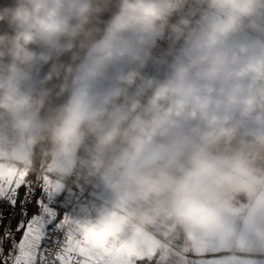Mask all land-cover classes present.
<instances>
[{"label":"rangeland","instance_id":"1","mask_svg":"<svg viewBox=\"0 0 264 264\" xmlns=\"http://www.w3.org/2000/svg\"><path fill=\"white\" fill-rule=\"evenodd\" d=\"M80 2L81 0H64L62 15L65 17L69 8L75 9L76 13H78L77 8ZM206 11V23L203 24L196 37L194 36L189 40L186 47L188 55L181 57L184 64L175 66L174 75L168 84L172 88L180 89V91H169L156 105L151 102L152 115L148 122L149 130L136 138L130 148L120 152L114 165L103 176L98 188L97 194L112 203L117 202L122 196L132 197L127 203L129 210L132 208V210L137 212L155 217L153 223L145 226L143 233L137 234L129 227L121 235V238L116 241L128 246L130 240L135 241L132 250H129V247L126 249L134 258L133 262L142 256L149 257L153 253L151 250L155 249V242H157L160 245V249H162L159 251L161 263L157 264H198L199 260L186 255L184 251H176L175 234L161 237L164 239L163 242L157 241L152 236L150 229L156 231L153 224L162 217L161 209L163 203H170L172 199V196L163 193L162 187L164 185L159 174H165V163L167 161L170 162V160L174 161L173 155L181 153L180 140L186 139L185 134L181 133V131L191 130L188 134V138L191 140L199 138V134H204L208 138L210 127H206L209 125V121H212V117H216L215 126L219 123L223 124L226 121L228 122V120L236 119L239 116L238 111L241 108V104L247 102V100L252 101V95L257 92L256 86L261 87V79L264 78V72H256L249 67L261 62L260 45L263 30H261V33L244 31L236 26L227 35L220 37L215 44L209 45L206 42L207 34L211 30V25L219 17V13L218 15L216 13L212 15L208 9ZM72 15H69V20L66 18L69 30L73 26L70 23ZM85 22V18H83L76 26ZM19 28L21 30L20 25ZM80 28L81 26L76 31L71 29L65 36L66 41L63 45H61L63 40L59 39L60 36H56L53 39V44L41 39L42 49L39 50V46L36 45V50H34V44L37 43V38H35L33 42L26 45V48L33 53L32 63L23 59H14L11 63L0 60V83L5 84V87L2 88V94L7 90L6 76L17 78L16 83L20 82L19 78L22 77V92L18 90L17 84L14 88L18 96L27 97L29 100V104L16 113L0 108V140H9L8 155L4 154L3 160L0 161V171L7 173L12 170L18 178V174H22L23 170L15 172L17 163L14 164L10 159L19 158L23 154L22 160L26 158V154L29 152L42 124V119L49 111L47 110L40 116V102L37 104L32 103L31 95L34 92L36 83L38 84L36 87L38 90H41V86L44 87L47 83H50L49 77H52L53 73L56 74L58 72L56 55H61L63 51H68L72 48V45H70L71 38L73 37L74 41H76V34ZM155 31H158L160 37L163 36L162 30ZM81 37L79 42H77L78 45L82 43ZM54 48L57 49L56 53L52 52ZM51 52L53 56L51 55L50 57L52 58H50L47 65L42 60V69L37 74L36 71L38 70H34L33 65L39 64L42 55ZM228 59L233 61L228 62ZM7 64H11L10 69H7ZM13 64H15V71H13ZM71 64L73 63H71L69 58L64 67L65 72L60 77L61 82L59 74L55 76V88H60L61 95L56 107L59 112L55 113L51 109L50 120H54L59 115L61 108L69 107L67 109L69 110L76 106L77 103L80 106L82 103L84 107L96 109L106 99L99 98L98 94H93L87 90L83 86L79 69L76 70V64L73 69ZM20 67L23 68L21 70L23 72H19L18 75L17 70ZM177 101L184 102L182 111H176ZM253 103L255 102L251 104ZM59 106L60 108H58ZM169 108L172 109L171 113L168 112ZM252 111L253 108L246 109L243 118L250 116ZM190 114L195 116L191 120L188 118ZM178 116L180 118L177 121ZM161 118H163L161 123H154V121ZM21 120L27 121L29 126L27 128L20 127L19 122ZM60 120L58 121L57 119L58 122ZM200 120L203 123H199ZM242 121L243 125H247L250 130L252 129L248 121ZM197 124L198 126L195 128ZM255 126L260 133H262V129L264 131V121H258ZM153 128H155L154 132L152 131ZM218 133L216 132L215 134ZM138 140H143V143L140 145L139 151H136L134 145ZM218 140H221V138H218ZM13 166H15V171ZM151 176L156 177V180H152ZM5 179H8L7 175H5ZM141 181L144 183L142 184ZM47 184L53 190L58 189L59 194L61 193V182L53 181ZM149 187H153L155 190L149 192L146 196L142 195V193L147 192ZM132 199L135 200L133 201ZM133 207H136V209ZM29 211V215H31L32 211H35L34 206Z\"/></svg>","mask_w":264,"mask_h":264},{"label":"crops","instance_id":"2","mask_svg":"<svg viewBox=\"0 0 264 264\" xmlns=\"http://www.w3.org/2000/svg\"><path fill=\"white\" fill-rule=\"evenodd\" d=\"M87 2L91 7L89 13L86 14V18L91 13L96 12L99 9H96L97 5L94 4V1L93 3H90L89 0H87ZM110 3L114 4V9L111 11L106 10L105 6H100L102 11L99 18L105 10L108 12V16L107 20L104 21L106 26L101 31L98 40L93 42L88 49L84 51L83 55L76 63H74V59L77 58L78 54L76 56L66 55L68 60L70 58L71 63H73L71 64L72 69L75 64L76 70L79 69L83 86L93 94H98L97 96L99 98H106L104 100V104L118 93L119 88L125 79L127 72L125 71L126 67L137 57L145 55L149 51L150 47L153 46L159 38H161L158 31L144 30L139 27L129 28L114 33L112 31V22L115 16L120 12L122 0H111ZM117 6H119L118 9ZM208 10L212 15L214 13L218 15V12L211 6ZM71 14L79 15L76 13L75 9L69 8L67 9L65 18L69 20ZM83 18L84 17L81 16V19ZM206 18L207 13L204 17L202 26L206 23ZM78 23H75L70 30L72 29L76 31V29L82 25L81 23L76 26ZM237 27L244 31L258 33H261V30H263L260 47L261 62H264V0H257L255 11L251 15L242 17ZM197 33L194 35L195 37ZM36 38L37 43L34 44V50H36V45L39 46V50L42 49L41 39L48 41L50 44H53L54 42V37L45 38L40 34H37ZM65 41L66 40L64 39L61 45H63ZM186 54L188 55L187 52H185L184 55ZM51 55L52 52L42 55L43 58L42 56L40 57L39 64L33 65L35 68L34 70H38L36 71L37 74L42 68V60H44L45 63V58L50 57ZM232 61L233 60L228 59V62ZM28 62L32 63V59L28 60ZM183 64L184 62L182 59L179 60V65L182 66ZM9 67H7V69H10ZM22 69L23 68L20 67L17 70L18 75L19 72H23L21 71ZM261 72H264V70ZM122 73L124 74L120 78ZM21 78L22 77L19 78L20 82L16 83L17 78H10L9 76H6V84L11 81L12 86L15 87L17 84L18 90L22 92ZM256 89V94L254 92L252 95V102L255 103L249 104V100L242 103L241 108L238 111L239 116L236 119L228 120V122L226 121L223 124L219 123L217 126H215L214 122L209 121V125L206 127H210V133L213 134L219 132L221 128L232 129L235 127L241 132L247 133L255 138L256 142L253 140H242L241 138H238V140H228L229 138L218 140L214 139L213 136L206 138L204 134H199V138H193V140H191L188 138V134L191 130L181 131V133H184L186 137L185 140H180V146L182 148L181 153L173 155L174 161L170 160V162L167 161L165 163V174H159L161 182L164 185V187H162L163 193L172 196V199L170 203H163L161 209L162 217L156 220L153 224L156 231L150 229L152 236L155 237L157 241L163 242L164 239L161 237L174 234L175 232H182L184 234L182 246L186 247V250L175 245L176 251L179 252V250H182L186 255L199 261L211 258L204 255L209 251L220 253L221 249L227 248L229 251L226 256L223 254L222 256L228 261V264H264V143H261L260 139L264 138V131L262 129V133H260L259 129L255 126V123L258 124V121H264V78L261 79V87L256 86ZM257 104L259 105L257 106ZM82 105L83 104L81 103V111L86 113L84 118L95 111V109H90ZM68 108H66L63 115L59 116L58 121L60 119L61 120L60 122L57 121L58 126L68 114ZM248 108H253V111L250 116L243 118V115ZM252 115L254 116L252 117ZM179 118L180 116L177 120H179ZM242 120L245 122L248 121L249 124H251L252 131L247 127V125H243ZM199 123L203 122L200 120ZM41 126L44 131L47 132L44 128L43 119ZM197 126L198 124L195 128H197ZM49 132L51 133V146L57 144V148L48 153L45 163L55 170L67 173L73 165L75 148L79 138L74 144L70 145L69 150L65 152L61 145L53 139V133L51 131ZM192 136H194V134H192ZM213 141L214 143H212ZM209 144L212 146H207ZM243 145L247 146L244 149L250 152V157L248 159L243 155V149L241 150V146ZM8 150L9 140H0V161L3 160L4 154L8 155ZM32 151L33 143L29 152L26 154V158L22 160L24 156L23 154L19 158L10 160L14 164L17 163V165L19 162L26 160L30 162V155ZM198 155L201 160L214 165L217 172L232 173L234 177L232 183L237 187L234 189L232 187L217 184L216 180L218 177L215 173H198V167L195 163V158ZM237 160H243L252 170V175L247 177L237 175L233 171V165ZM14 168L15 166H13V169ZM22 170L25 182L28 181L34 183L37 173L32 170ZM17 171L21 172V170H18V167L15 172ZM28 172L34 173L35 176L33 178L30 177L33 175L28 174ZM191 173L198 174L190 175ZM18 176L20 175L18 174ZM151 178L152 180H156V177L154 176H151ZM185 182L186 188L184 190V194L189 197L203 200L212 196L220 203L226 205V207L220 211V223L218 225H213L209 228H199L188 224H182L177 222L174 218L166 217L165 210L170 209L173 202L177 198L178 186ZM47 183H51V181L47 180ZM141 183L143 184L144 182L141 181ZM132 200L134 201L135 199ZM133 208L136 209V207ZM130 209L132 210V208ZM18 238L19 234H17V239ZM9 246V243L6 242L7 249ZM160 250H162L160 249V245L155 242V249L151 251L154 253L156 251L159 252ZM212 259H215V257Z\"/></svg>","mask_w":264,"mask_h":264},{"label":"clouds","instance_id":"3","mask_svg":"<svg viewBox=\"0 0 264 264\" xmlns=\"http://www.w3.org/2000/svg\"><path fill=\"white\" fill-rule=\"evenodd\" d=\"M64 0H17L14 7H6L0 19L5 15L10 16L11 20L21 26V30L15 35L9 37L7 34L0 35V45L8 42L12 45L9 52L14 59L30 60L33 56L26 45L33 42L36 34L42 37L53 38L69 31L67 19L62 15V5ZM257 0H210V6L220 13L219 17L211 25V30L207 34V43L215 44L218 39L234 30L240 19L244 16L251 15L256 9ZM181 0H122L120 12L115 16L112 22V31L114 33L125 29L139 27L144 30L155 31L163 30L169 17L180 7ZM90 4L87 0H81L77 8L80 16L86 18L90 11ZM186 23V22H185ZM4 55L0 52V56ZM15 71V64H13ZM253 71L261 72L264 70V62L249 66ZM5 84L0 83V88ZM169 91L179 92L180 89L172 88L169 85L160 86L154 94L152 104L156 105L163 99ZM252 103L251 100L248 101ZM29 104L27 97L18 96L11 81L7 85V90L0 95V108H4L16 113ZM184 108L183 101L176 102V111H182ZM171 113L172 109L169 108ZM84 118L80 104L77 103L75 108L68 110L62 123L57 126L53 133V139L61 145L62 149L67 152L69 146L78 140V128ZM163 118L154 121L161 123ZM216 117H212V122ZM20 127L27 128L29 123L21 120ZM144 133V128H140ZM155 131V128L152 129ZM116 135V130L106 133L102 137V142H110ZM214 139L227 137L231 139L233 130L221 128L218 134L208 133ZM264 143V138H260ZM34 142V141H33ZM143 140H138L134 145L136 151H139ZM198 167V173H215L217 175L216 183L221 186L236 188L232 183L234 177L232 173H219L214 165L200 159L198 155L195 158ZM233 171L241 176L247 177L252 175V170L243 160H237L233 165ZM191 173L190 175H197ZM186 182L181 183L177 188V198L170 209L165 210L167 218H174L177 222L188 224L199 228H209L220 223V211L226 205L220 203L214 197L209 196L206 199H197L184 194ZM149 187L147 192L142 193L146 196L149 192L154 191ZM130 196H122L110 207H104L97 212L92 220L81 219L73 221L71 218L64 221L65 224L74 225V231L79 234L82 240L105 243L108 241H117L127 228H132L135 233L140 234L145 230L147 224L153 223L155 217L146 213H140L127 208ZM129 250L135 245L134 240L129 242Z\"/></svg>","mask_w":264,"mask_h":264},{"label":"built area","instance_id":"4","mask_svg":"<svg viewBox=\"0 0 264 264\" xmlns=\"http://www.w3.org/2000/svg\"><path fill=\"white\" fill-rule=\"evenodd\" d=\"M209 7L210 0H181L180 7L169 17L162 30L163 36L145 55L137 57L129 65L117 97L100 104L92 114L83 118L79 126L74 162L67 173L55 170L45 163L48 153L55 150L57 144L43 148L35 166L27 160L18 163V170L35 171L36 180L47 177L51 182L62 183L59 200L67 208L68 214L59 222V227L77 240L81 238L74 231V225L65 224L64 221L69 218L73 221H90L100 209L113 204L97 194L103 176L114 165L120 152L130 148L136 138L149 130L148 122L152 112L150 104L154 94L160 86L169 84L175 66L179 65V60L186 52L189 40L202 28ZM101 11L102 8H99L86 18V22L77 31L76 40L90 29ZM57 106L58 103L51 108L53 112ZM51 109L44 115L43 121L46 131L54 133L58 126L57 119L65 113L66 108H61L54 120H50ZM193 117V114L188 116L189 120ZM141 127L144 128V133H141ZM113 129L116 130L114 138L110 142H102V137ZM20 219L23 217L18 215V221ZM4 248L7 254L6 242Z\"/></svg>","mask_w":264,"mask_h":264},{"label":"snow or ice","instance_id":"5","mask_svg":"<svg viewBox=\"0 0 264 264\" xmlns=\"http://www.w3.org/2000/svg\"><path fill=\"white\" fill-rule=\"evenodd\" d=\"M46 181L47 177L35 183L25 182L24 174L17 178L12 170L0 171V203H6L9 209L19 205V215L23 217L14 230L10 223L0 227V264H133L134 258L126 251L127 244L77 240L62 230L59 222L68 211L59 200V190H53ZM33 206L35 211L29 215ZM10 214L0 212V225L5 215ZM5 242L10 245L7 254ZM228 251L227 248L220 253L209 251L204 255L211 258L198 264H228L222 256Z\"/></svg>","mask_w":264,"mask_h":264},{"label":"trees","instance_id":"6","mask_svg":"<svg viewBox=\"0 0 264 264\" xmlns=\"http://www.w3.org/2000/svg\"><path fill=\"white\" fill-rule=\"evenodd\" d=\"M93 1H94V4L97 5L96 9L100 8V6H105L106 10H109V11L114 9V4L110 3L111 0H89L90 3H93ZM16 3H17V0H0V14L4 13V10L6 7H8V8L14 7ZM118 7L119 6H117V9H118ZM106 10L103 12L101 17L98 18L96 20V22L90 27V29L81 35L82 36L81 37V41H82L81 45H78V43H77V42H79L80 39L76 40L74 42V39L72 37L71 38V44H70V45H72V48L69 49L68 51H63V53L61 55H56V57H57L56 58V62H57L56 65H57L58 72L56 74L53 73V76L49 77L48 80H51L50 83H47V85H45L44 87L41 86V90H38L36 88L38 85L36 83L35 88H34V92L31 95V102L35 103V104L40 102V106H39V107H41V109L39 111L40 116L42 114H44L47 110H50L55 104H57L59 102L61 90H60V88L59 89L55 88V83H56L55 76L57 74H59V80H60V77L64 74V72H65L64 67L66 66V63L68 62L67 61L68 58L66 55L68 54V55L76 56L78 54L77 58L74 59V63H76L81 58L84 51H86L88 49V47L93 42L98 40V38L101 34V31L106 26V24L104 22L107 20V16H108V12ZM79 19H81V16L74 14L71 17V22H70L71 25H75V23H78L80 21ZM19 30H20L19 25L17 23L13 22L11 20L10 16L5 15L3 19H0V35L7 34L9 37H11V36L15 35V33ZM68 33H69V31L64 33V34H61L59 39L64 40L65 36ZM11 47H12V45L8 42H5L4 44L0 45V52L4 53V55L0 56V60L4 61L6 63L13 62L14 57L9 52V49ZM55 51H57V49H53L52 52H55ZM50 58H52V57L45 58L46 59L45 65L48 64ZM10 65L11 64H7V67H9ZM129 65L126 67L125 71L128 69ZM123 74L124 73H122L120 78L123 76ZM60 82H61V80H60ZM1 94H2V88H0V95ZM116 97L117 96H113V97H111L110 100L115 99ZM54 112L57 113L59 111L57 109H55ZM150 116H151V114H150ZM232 130H233V135H232L231 139H228V140H238V138H241L242 140H253L254 142H256L255 138L248 135L247 133L241 132L238 128L233 127ZM50 135H51V133L49 132V130L47 132H45L41 126L37 136L33 140L34 141L33 142V151L30 155V163L32 165L35 166L39 162L40 153H41L43 148H50V146H51ZM219 138H221V140L222 139L224 140L227 137H219ZM212 143H214V141ZM207 146H212V145L209 144ZM245 147H247V146H245V145L241 146V150L243 149V155L245 157H247V159H248L250 157V152H248L246 149H244ZM28 174L33 175V176H30L32 178L35 176V174L32 172H28ZM22 191H23V189H21V194H22ZM7 209H9V206L6 203H0V211H6ZM9 212H11V214L5 216L3 224L0 225V227L6 226L9 223L11 224L12 228L16 225V223L18 221V215H19V205L15 209H9ZM174 234H175V240H176L175 242L177 243L176 246L182 247L186 250V247L182 246V243L184 240V234L182 232L181 233L175 232ZM157 263H161L160 259H159V252L158 251L154 252L149 257H141V258L136 259L133 262V264H157Z\"/></svg>","mask_w":264,"mask_h":264},{"label":"water","instance_id":"7","mask_svg":"<svg viewBox=\"0 0 264 264\" xmlns=\"http://www.w3.org/2000/svg\"><path fill=\"white\" fill-rule=\"evenodd\" d=\"M0 212H5V213H8L9 212V209H7L6 211H0ZM6 216V215H5ZM5 218V217H4Z\"/></svg>","mask_w":264,"mask_h":264}]
</instances>
